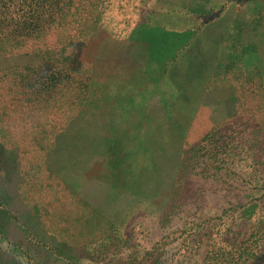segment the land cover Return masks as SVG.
Masks as SVG:
<instances>
[{
  "label": "rangeland",
  "instance_id": "obj_1",
  "mask_svg": "<svg viewBox=\"0 0 264 264\" xmlns=\"http://www.w3.org/2000/svg\"><path fill=\"white\" fill-rule=\"evenodd\" d=\"M166 1L3 39L0 264H264V0L174 28Z\"/></svg>",
  "mask_w": 264,
  "mask_h": 264
},
{
  "label": "trees",
  "instance_id": "obj_2",
  "mask_svg": "<svg viewBox=\"0 0 264 264\" xmlns=\"http://www.w3.org/2000/svg\"><path fill=\"white\" fill-rule=\"evenodd\" d=\"M60 10L57 0H0V47L4 48L3 39L10 48L24 43L28 37L40 39L48 29L60 26ZM8 27L15 29L7 31Z\"/></svg>",
  "mask_w": 264,
  "mask_h": 264
},
{
  "label": "crops",
  "instance_id": "obj_3",
  "mask_svg": "<svg viewBox=\"0 0 264 264\" xmlns=\"http://www.w3.org/2000/svg\"><path fill=\"white\" fill-rule=\"evenodd\" d=\"M234 0H167L154 11L164 14L168 21L159 22L157 25L169 24L170 27L191 26L198 20V24L204 21V16L223 12ZM181 21H183L181 23ZM186 23V24H185ZM184 27V28H185Z\"/></svg>",
  "mask_w": 264,
  "mask_h": 264
}]
</instances>
